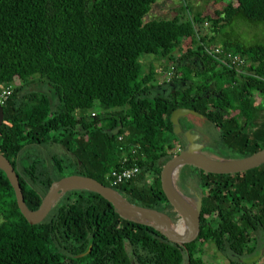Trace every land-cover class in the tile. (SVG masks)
Listing matches in <instances>:
<instances>
[{
	"label": "trees",
	"instance_id": "1",
	"mask_svg": "<svg viewBox=\"0 0 264 264\" xmlns=\"http://www.w3.org/2000/svg\"><path fill=\"white\" fill-rule=\"evenodd\" d=\"M207 1L223 7L200 16L183 4L172 19L143 23L155 0H0V90L11 86L0 105V155L28 211L51 183L77 175L176 226L158 185L160 167L186 147L169 122L176 109L210 128L198 130L212 141L204 156L237 160L264 148V104L254 100L264 98V0ZM237 26L260 27L261 43H244ZM204 46L238 55L243 66H223ZM140 56L171 67L170 81L157 85L152 64L141 72ZM178 123L182 133L192 127L187 118ZM131 164L137 175L110 187L107 173ZM174 187L200 199L198 235L183 247L87 191L64 193L42 222L28 225L0 172V264H205L207 243L232 264L264 237V164L225 176L182 166Z\"/></svg>",
	"mask_w": 264,
	"mask_h": 264
},
{
	"label": "water",
	"instance_id": "2",
	"mask_svg": "<svg viewBox=\"0 0 264 264\" xmlns=\"http://www.w3.org/2000/svg\"><path fill=\"white\" fill-rule=\"evenodd\" d=\"M185 116L201 118L198 114L187 109H176L169 116L174 136L182 134L186 147L172 158L167 160L159 170V191L166 204L178 216V227H183L181 237H174L176 226L163 213L152 209L129 204L116 192L96 181L77 175H69L50 184L35 211H28L24 205L17 177L10 164L0 155V172L6 178L12 189L16 207L19 214L28 225H36L46 217L55 201L64 193L72 190L87 191L101 197L111 205L116 213L123 219L133 223L150 227L156 231L163 242L168 246L183 247L192 243L199 232L200 199L189 201L184 198L174 187V177L182 166H190L208 175H233L244 173L264 164V148L247 157L237 160L213 159L201 154L202 144L195 143L199 138L189 131L181 132L178 119ZM2 110L0 106V124ZM177 227V228H178Z\"/></svg>",
	"mask_w": 264,
	"mask_h": 264
},
{
	"label": "rangeland",
	"instance_id": "3",
	"mask_svg": "<svg viewBox=\"0 0 264 264\" xmlns=\"http://www.w3.org/2000/svg\"><path fill=\"white\" fill-rule=\"evenodd\" d=\"M183 4H186L189 7V13L191 15L194 14H199L200 16H212L213 12L219 11L222 9L223 5L222 4H212L207 0H155L154 4L150 8L149 12L142 18V22H148L151 20H157V19H164V20H169L174 17V11L179 7L182 6ZM203 28V27H202ZM206 33L208 32L207 27L203 28ZM235 34L244 42V43H261L257 42L262 39L263 37V31L261 30L260 27L257 28H251V27H246V26H237L235 28ZM188 43H184L182 46L185 47L187 46ZM138 63L141 64V72L143 71L144 73H147L148 65L157 63L154 62L149 56H140L137 59ZM160 69V66H156V70ZM155 79L156 82L162 84L165 83V78L162 77L158 74L155 73ZM34 85L31 84L27 89L34 90ZM26 89V90H27ZM256 103H262L264 104V98L261 97H255L254 98ZM94 110H97L96 107H94ZM187 119H189L190 123L195 127L196 130H203V127L206 129L210 128L208 125L204 124L203 119L197 118V117H192V116H187ZM205 125V126H203ZM210 134H213L210 132ZM201 139L204 140L205 144H212V141L208 139L207 137L203 136L200 134ZM213 138V135H212ZM54 152L61 154L62 151L60 148L54 149ZM211 158L215 159L214 157L210 156ZM174 180V179H173ZM178 225L176 226V228ZM257 245H255V250L251 255L248 256H243L241 258H233L232 264H264V249H263V244H264V237H258L257 236ZM201 259L205 264H229L227 259L217 253L213 246L209 243L204 244L202 248V255Z\"/></svg>",
	"mask_w": 264,
	"mask_h": 264
},
{
	"label": "built area",
	"instance_id": "4",
	"mask_svg": "<svg viewBox=\"0 0 264 264\" xmlns=\"http://www.w3.org/2000/svg\"><path fill=\"white\" fill-rule=\"evenodd\" d=\"M203 28L208 26V23H203ZM204 54L208 57H211L221 63L223 66L239 70L243 66V61L238 55H233L231 53H223L221 48L218 46H204L202 47ZM159 75L165 78V83H168L173 76V69L169 67L164 71H160ZM11 94V86H7L0 90V105L10 96ZM90 117H93L94 114L90 113ZM120 140V138H117ZM179 150H176V154ZM138 173V169L134 164H131L128 167L121 168L118 170H111L105 176V181L108 183L110 187L118 186L119 184L128 181L134 178Z\"/></svg>",
	"mask_w": 264,
	"mask_h": 264
},
{
	"label": "flooded vegetation",
	"instance_id": "5",
	"mask_svg": "<svg viewBox=\"0 0 264 264\" xmlns=\"http://www.w3.org/2000/svg\"><path fill=\"white\" fill-rule=\"evenodd\" d=\"M189 131H190L191 134H199V138L195 141V143L202 144V145L205 144L204 140L201 139L200 133H199L197 130H195V129H190ZM179 151H180V150H179Z\"/></svg>",
	"mask_w": 264,
	"mask_h": 264
},
{
	"label": "crops",
	"instance_id": "6",
	"mask_svg": "<svg viewBox=\"0 0 264 264\" xmlns=\"http://www.w3.org/2000/svg\"><path fill=\"white\" fill-rule=\"evenodd\" d=\"M152 65H153V67H154V71H155V73L159 75V72L162 71V69H158V70H156V66L158 65L157 63H153ZM157 85H160V83L158 82ZM192 117H193V116H192ZM181 118H187V116H185V117H181ZM179 119H180V118H179ZM188 121H189V119H188ZM189 122H190V121H189ZM191 125H192V124H191ZM190 129H195V127L192 125V127H191ZM195 130H196V129H195ZM197 131H198V130H197ZM189 132H190V131H189ZM200 134H201V133H200ZM196 135L199 136V134H196Z\"/></svg>",
	"mask_w": 264,
	"mask_h": 264
},
{
	"label": "bare ground",
	"instance_id": "7",
	"mask_svg": "<svg viewBox=\"0 0 264 264\" xmlns=\"http://www.w3.org/2000/svg\"><path fill=\"white\" fill-rule=\"evenodd\" d=\"M181 183H182V181H181ZM184 189H185V188H184ZM175 232H176V233L174 234V237H181L182 234H183V227L180 226V227L176 228Z\"/></svg>",
	"mask_w": 264,
	"mask_h": 264
}]
</instances>
